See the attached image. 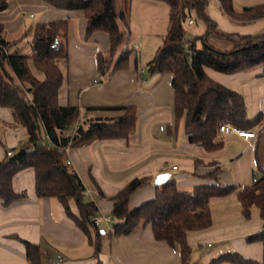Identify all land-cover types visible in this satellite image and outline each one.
Returning <instances> with one entry per match:
<instances>
[{"label": "crops", "instance_id": "0c3cea01", "mask_svg": "<svg viewBox=\"0 0 264 264\" xmlns=\"http://www.w3.org/2000/svg\"><path fill=\"white\" fill-rule=\"evenodd\" d=\"M207 1L205 14L215 24L216 31L239 35L264 32V18L235 23L223 14L219 0ZM231 1L237 13L245 7L264 3V0ZM159 8L152 0H129L125 19L119 22L126 37L121 51H130L128 67L103 77L97 70L96 55L107 56L108 36L94 32L87 38L82 11L56 9L42 0H9L8 8L0 13L6 40L16 43L11 52L18 49L23 37L32 40L36 23L31 25L27 20L37 17V23H46L67 19V58L57 61L62 74L58 103L78 107L81 123L122 115L120 111L105 108L128 105L135 108V129L128 139L96 140L71 147L67 154L69 166L85 189L97 195L91 201L96 207L95 216H108L112 221L113 197L135 178H145V182L130 196L129 209L154 198V180L160 174H169V179L176 182L181 192L189 193L203 185L242 189L251 185V178L257 173L256 162L262 159L264 130L260 127L254 131L256 137L247 141L235 134H218L217 140L222 146L207 151L188 142L183 120L175 123L170 75L149 74L146 68L168 29L169 10L163 9L160 15ZM129 12L135 19L145 15L151 22L155 20L157 28L144 32L134 30ZM188 20L190 25L198 20L206 29L205 23L196 19L194 13ZM28 51L22 55H30L31 46ZM28 64L35 72L30 60ZM141 69L144 72L139 74ZM205 73L211 80L242 95L247 117L254 118L264 110L261 67L230 75L211 69H205ZM25 141V130L15 125L11 111L0 108V161L6 159L8 151L14 154ZM215 167L220 170L217 180L207 178ZM11 182L13 191L24 196L8 206L0 199V264H28L23 241L40 247L43 253L40 264H55L57 256L62 257L61 264H180L178 247L156 241L149 224L139 226L127 236H115L111 224L101 221L98 228L104 234L100 232L99 250L95 253V238L91 241L75 226L57 199L36 196L32 168L18 171ZM69 207L76 214L72 201ZM209 211L211 226L188 233L189 264L197 251L214 246L217 247L216 257L237 252L245 258L264 262V241L247 240L264 229V216L259 209L252 208L250 217L245 218L237 193L233 192L211 198Z\"/></svg>", "mask_w": 264, "mask_h": 264}, {"label": "trees", "instance_id": "16d2710c", "mask_svg": "<svg viewBox=\"0 0 264 264\" xmlns=\"http://www.w3.org/2000/svg\"><path fill=\"white\" fill-rule=\"evenodd\" d=\"M9 0H0V13L8 8ZM45 4L64 11H82L86 18V37L94 32L108 36V54L96 55L100 76L124 70L128 67L130 51L122 49L125 33L119 22L124 21L129 0L122 9L117 0H42ZM169 10L168 29L161 47L146 65L149 74H169L173 89L175 123L183 120L184 131L190 144L214 151L222 146L217 140L219 127L228 124L238 130H264V110L254 118L247 117L242 95L213 80L205 69L230 75L261 67L264 80V32L259 35L220 33L206 16L207 0H160ZM223 14L235 23H247L264 18V3L245 7L235 12L231 0H219ZM194 13L203 21L206 32L195 39L185 40L182 24ZM67 19L36 23L32 30L30 55L11 52L15 42L5 38L0 23V108L9 109L15 125L26 133L25 143L10 157L0 161V199L4 206L22 198L23 193L13 191L12 177L18 171L32 168L35 177V193L38 198H55L75 226L87 236L99 250L100 229L91 218L96 214L93 202L84 195L85 187L75 171L66 164V156L57 149L79 147L96 140L128 139L134 132L136 111L132 105L105 108L117 110L122 115L114 119L79 121L78 107L60 106L58 91L62 74L57 61L67 58ZM225 40L231 44L228 50L211 46L208 37ZM121 51V52H120ZM32 62L33 72L28 61ZM92 109V108H90ZM76 124V127H73ZM71 131V136L64 133ZM46 135L52 148L41 147ZM34 149L30 151V148ZM256 181L238 189L235 186L203 185L192 192H181L176 182L169 179L156 186L154 198L129 209L130 196L145 182L135 178L113 197L111 228L115 236H127L139 226L149 224L156 241L177 246L180 264H189L191 248L187 242L189 232L203 231L211 226L209 200L236 192L245 218L252 208L264 216V146L261 161L256 162ZM219 168L206 175L217 180ZM76 207L72 213L69 202ZM93 236V237H92ZM248 242L264 241V229L248 237ZM28 264H40L42 252L38 245L23 241ZM264 264L245 258L237 252H229L211 260L210 264Z\"/></svg>", "mask_w": 264, "mask_h": 264}, {"label": "rangeland", "instance_id": "374dc122", "mask_svg": "<svg viewBox=\"0 0 264 264\" xmlns=\"http://www.w3.org/2000/svg\"><path fill=\"white\" fill-rule=\"evenodd\" d=\"M124 1L125 0H117V7L120 8ZM152 1L155 3H158L160 5V8L158 9L160 15H162L163 9H166L168 11V7L163 1H160V0H152ZM129 14H130L129 15L130 19L129 18L128 19L131 20L132 23L134 24L133 25L134 30H136L138 32H144L146 30L151 29L152 27L157 28V26H156L157 24H156L155 20H153L154 22H151V20L145 15L141 16L138 19H135L134 17H132L131 12H129ZM165 14H166V12H165ZM193 19H195V18H193ZM189 21L190 20H187L186 23L182 24L183 30H184L185 40L195 39L197 37L202 36L206 32V29H205L202 22L196 20L192 25H190L188 23ZM27 22H28V24L34 25L35 23L38 22V19L36 17L33 20H27ZM163 38H162V40H163ZM162 40H161V43H159V40L156 41L157 44L159 43L158 48L161 47L162 42H163ZM208 42L211 46H213L214 48H217L219 50H228L230 48V44L228 42H226L225 40H219L218 38H215L214 36H209ZM30 46H31L30 37H28V38L23 37L22 41L20 42L18 49L17 50L13 49L12 52H16L17 54H27L29 52L28 50H30ZM216 248L217 247L214 246L213 248H203L202 250L197 251L194 260L190 264H210L211 259H213L217 256L216 255ZM219 264H228V263H219Z\"/></svg>", "mask_w": 264, "mask_h": 264}, {"label": "built area", "instance_id": "2783aa9c", "mask_svg": "<svg viewBox=\"0 0 264 264\" xmlns=\"http://www.w3.org/2000/svg\"><path fill=\"white\" fill-rule=\"evenodd\" d=\"M30 17H32V15H30ZM144 71L141 69L139 71V74H142ZM73 127H76V124L73 126ZM219 134H222V135H227V134H235L237 135L238 137H241L243 138L244 140H250V139H254L256 137V134L254 131H244V130H238L236 129L235 127L233 126H230L228 124H223L222 126L219 127V131H218ZM64 136L65 137H69L71 136V131H67L64 133ZM41 147H46V148H52L53 145L52 143L50 142L49 138L44 135L42 136L41 140H40V144H39ZM70 143L68 142L67 143V146L65 147H60L57 149V152L58 153H61V154H64L66 156V164L69 165L70 164V161L68 160L67 158V154H68V151L70 149ZM34 148L31 147L30 148V151H32ZM12 152L11 151H8L6 153V157H10L12 156ZM256 181V176L253 175V177L251 178V184L254 183ZM84 195L85 197H87L90 201H93L95 197H97V195H95L93 193V191L89 190V189H85L84 190ZM91 221L93 222L94 226L96 227H99V224L101 221H103L104 223H106L107 225H110L111 222H112V219L111 217H108V216H105V217H98V216H94L91 218ZM210 246V244H208V247ZM62 262V257L61 256H57L56 258V261H55V264H61Z\"/></svg>", "mask_w": 264, "mask_h": 264}, {"label": "water", "instance_id": "95a60500", "mask_svg": "<svg viewBox=\"0 0 264 264\" xmlns=\"http://www.w3.org/2000/svg\"><path fill=\"white\" fill-rule=\"evenodd\" d=\"M169 178H170V175L167 174V173L160 174V175H158L155 178L154 184H155V186H161L164 183H166L169 180ZM100 232H101V234H104V231L103 230H101Z\"/></svg>", "mask_w": 264, "mask_h": 264}]
</instances>
